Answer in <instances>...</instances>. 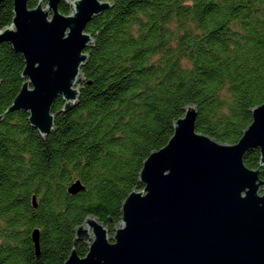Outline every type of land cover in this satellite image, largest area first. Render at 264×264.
<instances>
[{"label": "trees", "instance_id": "trees-1", "mask_svg": "<svg viewBox=\"0 0 264 264\" xmlns=\"http://www.w3.org/2000/svg\"><path fill=\"white\" fill-rule=\"evenodd\" d=\"M106 1L112 7L85 28L94 43L77 105L61 112L56 98L55 130L44 139L24 112L0 122V264H63L73 247L84 256L75 229L87 216L112 235L123 201L142 187L144 160L167 144L187 105L197 107V132L235 144L264 103V0ZM12 11L13 0L0 2V30ZM23 67L1 43L0 114ZM258 162L257 149L244 158L248 168ZM76 181L84 189L72 195Z\"/></svg>", "mask_w": 264, "mask_h": 264}, {"label": "water", "instance_id": "water-1", "mask_svg": "<svg viewBox=\"0 0 264 264\" xmlns=\"http://www.w3.org/2000/svg\"><path fill=\"white\" fill-rule=\"evenodd\" d=\"M61 2L67 14L60 13ZM112 5L39 0L32 8L28 0H13L0 44L22 55L23 82L0 122L21 111L43 139L55 130L54 101L62 99L61 112L74 108L84 83L81 68L94 43L86 25ZM197 114L187 105L167 144L144 160L142 187L123 201L113 234L87 216L75 229V242L87 244V252L80 256L73 247L63 264H264V103L251 109V123L235 144L197 132ZM252 149L259 150L256 168L244 164ZM83 189L76 181L68 192ZM32 241L38 255L37 230Z\"/></svg>", "mask_w": 264, "mask_h": 264}, {"label": "rangeland", "instance_id": "rangeland-1", "mask_svg": "<svg viewBox=\"0 0 264 264\" xmlns=\"http://www.w3.org/2000/svg\"><path fill=\"white\" fill-rule=\"evenodd\" d=\"M88 52V51H87Z\"/></svg>", "mask_w": 264, "mask_h": 264}]
</instances>
